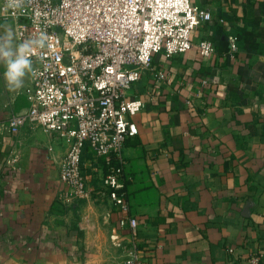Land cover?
<instances>
[{
	"label": "crops",
	"instance_id": "1",
	"mask_svg": "<svg viewBox=\"0 0 264 264\" xmlns=\"http://www.w3.org/2000/svg\"><path fill=\"white\" fill-rule=\"evenodd\" d=\"M212 13L199 39L216 45L167 61L130 91L158 95L133 117L138 135L124 148L131 214L149 264H264V0H193ZM222 21V23L220 22ZM229 35L240 36L232 57ZM18 45L0 23V43ZM166 69L172 83L156 86ZM0 62V264H124L129 229L102 184L104 165L86 154L89 196L60 181L63 138L7 128L29 110L26 90H10ZM11 162V163H10ZM232 250V253L230 251Z\"/></svg>",
	"mask_w": 264,
	"mask_h": 264
},
{
	"label": "built area",
	"instance_id": "2",
	"mask_svg": "<svg viewBox=\"0 0 264 264\" xmlns=\"http://www.w3.org/2000/svg\"><path fill=\"white\" fill-rule=\"evenodd\" d=\"M211 21L212 13L193 0H0V23L13 30L18 45L47 37L45 47L29 54V110L11 114L7 128L18 136L30 126L66 141L60 181L73 198L89 196L86 154L102 160L103 187L122 214L121 228L130 230L124 264H149L131 214L124 148L138 135L133 117L158 95L131 97L130 91L154 70L158 55L169 61L197 49L203 61L213 59V41L195 42L200 26ZM228 41L235 57L240 37ZM171 83L169 71H156L157 87ZM248 264L261 260L255 255Z\"/></svg>",
	"mask_w": 264,
	"mask_h": 264
},
{
	"label": "clouds",
	"instance_id": "3",
	"mask_svg": "<svg viewBox=\"0 0 264 264\" xmlns=\"http://www.w3.org/2000/svg\"><path fill=\"white\" fill-rule=\"evenodd\" d=\"M17 4L19 5V0ZM46 41L47 37L42 34L37 39L15 46L11 41L0 43V62L4 65L3 75L10 90H19L23 87L24 78L34 71L29 54L36 47H45Z\"/></svg>",
	"mask_w": 264,
	"mask_h": 264
},
{
	"label": "water",
	"instance_id": "4",
	"mask_svg": "<svg viewBox=\"0 0 264 264\" xmlns=\"http://www.w3.org/2000/svg\"><path fill=\"white\" fill-rule=\"evenodd\" d=\"M67 61H68V59L65 60V62H67Z\"/></svg>",
	"mask_w": 264,
	"mask_h": 264
},
{
	"label": "rangeland",
	"instance_id": "5",
	"mask_svg": "<svg viewBox=\"0 0 264 264\" xmlns=\"http://www.w3.org/2000/svg\"><path fill=\"white\" fill-rule=\"evenodd\" d=\"M155 60V59H154ZM154 60H153V62H154Z\"/></svg>",
	"mask_w": 264,
	"mask_h": 264
},
{
	"label": "trees",
	"instance_id": "6",
	"mask_svg": "<svg viewBox=\"0 0 264 264\" xmlns=\"http://www.w3.org/2000/svg\"><path fill=\"white\" fill-rule=\"evenodd\" d=\"M240 37V36H239Z\"/></svg>",
	"mask_w": 264,
	"mask_h": 264
}]
</instances>
